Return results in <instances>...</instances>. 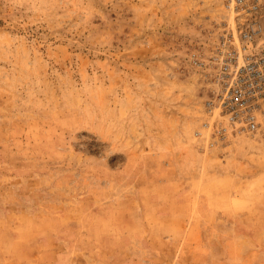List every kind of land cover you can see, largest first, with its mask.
<instances>
[{"label": "rangeland", "instance_id": "1", "mask_svg": "<svg viewBox=\"0 0 264 264\" xmlns=\"http://www.w3.org/2000/svg\"><path fill=\"white\" fill-rule=\"evenodd\" d=\"M216 0H0V264H264V129L204 122Z\"/></svg>", "mask_w": 264, "mask_h": 264}, {"label": "built area", "instance_id": "2", "mask_svg": "<svg viewBox=\"0 0 264 264\" xmlns=\"http://www.w3.org/2000/svg\"><path fill=\"white\" fill-rule=\"evenodd\" d=\"M224 15L208 56L211 121L217 140L264 129V0H216Z\"/></svg>", "mask_w": 264, "mask_h": 264}]
</instances>
